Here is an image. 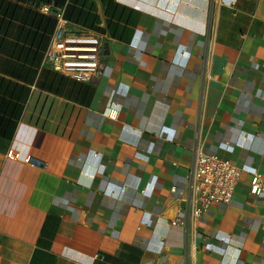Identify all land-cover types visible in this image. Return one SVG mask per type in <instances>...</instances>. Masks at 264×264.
<instances>
[{"label": "crops", "instance_id": "obj_1", "mask_svg": "<svg viewBox=\"0 0 264 264\" xmlns=\"http://www.w3.org/2000/svg\"><path fill=\"white\" fill-rule=\"evenodd\" d=\"M45 6L98 34L97 75L52 65ZM196 146L242 168L198 219ZM255 172L264 0H0V264H264Z\"/></svg>", "mask_w": 264, "mask_h": 264}, {"label": "built area", "instance_id": "obj_2", "mask_svg": "<svg viewBox=\"0 0 264 264\" xmlns=\"http://www.w3.org/2000/svg\"><path fill=\"white\" fill-rule=\"evenodd\" d=\"M46 12L54 13L49 6ZM57 16L58 27L50 50V59L54 67L64 74L77 79L92 77L99 73L102 57L101 43L98 34L74 32L66 29L67 20L61 12ZM193 162L188 173L189 197L188 212L200 217L215 203H229L235 193L242 168L222 159L214 153L203 151L196 146L193 149ZM8 157L19 159V154L10 149ZM25 162L40 165V161L28 156ZM251 193H264V182L260 173L255 172L251 179ZM184 221H172L173 224Z\"/></svg>", "mask_w": 264, "mask_h": 264}, {"label": "water", "instance_id": "obj_3", "mask_svg": "<svg viewBox=\"0 0 264 264\" xmlns=\"http://www.w3.org/2000/svg\"><path fill=\"white\" fill-rule=\"evenodd\" d=\"M56 11V10H55Z\"/></svg>", "mask_w": 264, "mask_h": 264}]
</instances>
